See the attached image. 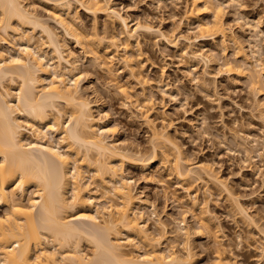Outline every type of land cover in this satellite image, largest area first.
<instances>
[{"label":"bare ground","instance_id":"bare-ground-1","mask_svg":"<svg viewBox=\"0 0 264 264\" xmlns=\"http://www.w3.org/2000/svg\"><path fill=\"white\" fill-rule=\"evenodd\" d=\"M26 1L0 0V208L6 207V214H0V264H196L190 246L194 235L191 226L183 220L176 230V236L184 241L183 254L165 245L166 227L162 224V232L150 231L149 219L142 214L147 200L138 194L125 166L147 173L161 152L180 182L196 183L207 177L225 188L224 182L205 166L186 160L165 130H154L149 155L122 146L99 104L83 95L78 60L73 54L74 61L66 58V45L59 34ZM38 1L50 7L57 29L84 53L90 49L108 72L114 67L113 53L123 51L122 63L142 85L145 82L135 72L142 56L135 51L139 35L157 34L171 43L152 23L132 24L110 0ZM211 1L188 0L184 19L190 29L197 25L199 35L195 39L220 42L225 55L230 43L243 52L226 21L225 3ZM74 3L95 18L104 16L119 25L120 31L111 39L101 37L96 28L89 34L74 16ZM202 12L211 13L212 22H205ZM254 23L249 21L257 28L258 23ZM36 33L41 34L40 41ZM255 47L251 42L255 62L244 56L243 66L252 69L250 83L259 91L264 83V63ZM99 53L108 61H101ZM181 55L193 61L202 58L206 65L214 57L206 46L202 52L185 50ZM224 67L228 73L241 74L234 73L236 69L229 62ZM119 91L128 104H133L135 95L122 88ZM147 113L141 112L153 126ZM237 140L247 160L261 157L260 153L252 155L243 138ZM186 191L193 207L200 208L197 195L188 187ZM234 202L249 220L245 208L238 200ZM150 207L151 214L158 216L149 203ZM209 215L203 209L199 218L194 216L195 224L200 223L198 228L208 233ZM257 228L264 238V228ZM84 243L92 249L91 254L84 251ZM217 263L238 264L224 262L222 257Z\"/></svg>","mask_w":264,"mask_h":264},{"label":"rangeland","instance_id":"rangeland-1","mask_svg":"<svg viewBox=\"0 0 264 264\" xmlns=\"http://www.w3.org/2000/svg\"><path fill=\"white\" fill-rule=\"evenodd\" d=\"M26 2L59 34L66 45V58L74 61L73 54L78 60L83 75V95L99 104L122 146L149 155L154 130H165L186 160L205 166L224 182L225 188L207 177L196 183L180 182L161 152L159 161L147 173L126 165V173L135 182L138 194L147 200L142 214L149 219L150 231L162 232L163 224L168 238L165 245L183 254L184 241L176 236V230L178 224L186 220L194 234L190 246L196 264H218L219 257L230 263L233 260L238 264H264V238L257 228H264V83L259 91L254 90L249 79L252 69L243 66L244 56L255 62L251 58V42L257 45L254 49L259 50L264 63V0H221L225 3L226 21L243 48L241 52L230 43L226 55L220 42L195 39L199 35L197 25L190 29L184 19L190 6L188 0H110L132 24L152 23L171 39L169 43L157 34L143 33L137 38L135 51L142 56L135 72L144 85L137 82L122 63L123 51L113 53L114 67L108 72L90 49L84 53L57 29L49 6L38 0ZM73 13L89 34L96 28L101 37L111 39L115 31H120L119 25H113L104 16L95 18L77 3L73 4ZM201 18L205 22L213 20L208 12H202ZM249 21L257 22L258 27H251ZM36 39H42L40 33ZM203 46L213 52L209 65L202 58L193 61L181 55L185 50L202 52ZM43 48L53 56L50 50ZM99 57L103 62L108 61L104 53H99ZM225 62L236 69L234 73L241 71V74L228 73ZM119 88L135 95L133 104L126 102ZM142 111L148 112L153 126L147 123ZM238 138L248 142L253 156L260 153L261 157L247 160ZM186 187L197 195L200 208L193 207ZM31 195L30 191L28 198ZM234 199L245 208L249 220L235 208ZM149 203L158 216L151 214ZM203 209L211 217L209 233L198 228L200 223L195 224L194 216L199 218ZM0 214H6V207L0 208ZM192 227L201 231L196 233V228ZM83 247L91 254L89 245L84 243Z\"/></svg>","mask_w":264,"mask_h":264}]
</instances>
